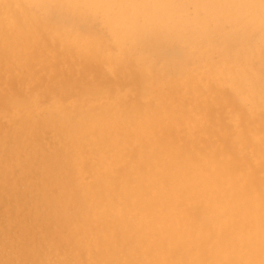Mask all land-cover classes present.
Returning <instances> with one entry per match:
<instances>
[{"label":"bare ground","instance_id":"obj_1","mask_svg":"<svg viewBox=\"0 0 264 264\" xmlns=\"http://www.w3.org/2000/svg\"><path fill=\"white\" fill-rule=\"evenodd\" d=\"M232 3H234L233 0H232ZM241 4L242 3H239V5H233L237 7L235 8V11L237 13H240L239 9H242L241 14L233 15L234 12L233 10H231L232 4H229V0H138V1H135V0H0V36H2L3 34H6V36H8L7 34L13 31L20 32V34L26 33L27 36H25V38H22V39L24 42L30 43L31 41H33L35 36L38 37V35H41L44 38H51L52 35L53 36L57 35L55 30L51 28L50 24L48 23V20H47L48 18L46 19V21L40 20L37 17V14H36L37 11L38 13L39 11H45V12L60 11V12H65L71 16H77V17H83V18L84 17L88 18L91 16L93 17L95 15L100 14L102 15L106 26L109 28L110 33L112 34L113 42L119 50V57L129 58L130 56L131 58L132 53L135 50H140L141 52H145L146 54L148 53L162 54L164 50L170 49V48L174 49L176 48V46H187L190 49L191 54L194 53L196 57L203 56L204 59H207L208 57L213 56V54H217L219 56L218 58L219 66L217 67L215 66L216 68L215 74L205 69L204 73H201L196 78H191L186 83L170 84L168 86L169 93L173 91L176 92L178 89L182 88L183 86L188 87L190 90L194 91V93L195 91L199 93L197 91V87L199 86V83H201L203 84V86H205L208 92H212V91L219 92L223 96L222 98L226 102L227 100L229 102L230 98L232 100L233 96L235 98L236 96H244L245 98L249 99V101L251 102L250 110H252V113L250 115H247V113L246 114L244 113L245 115L244 121L248 122L252 120V122H256L258 124L260 123L261 124L260 129L253 131L247 127L246 129H243L236 133L233 131L234 133L231 134V137L230 138L228 137L231 142V147H230L231 149L226 148V150L218 151L217 153L216 152L210 153V152H207L206 149H205L206 151L205 150L203 151V148H202L200 149L202 151L200 152L195 151V154L191 156H187V157H180L178 154L177 155L170 154V152L174 149L173 145H170L171 144V142L169 141L170 139H167L163 142L162 141L151 142L146 138H145L146 140L144 139V136L146 135L149 136L153 134V130L156 127L159 129L158 125H161L160 122L162 120L165 121L164 119L166 118L170 119L172 118L174 114V107L176 106L175 105L176 102L174 104L173 103L174 99L169 98L170 96L160 94L161 91L158 92L156 96L157 97L159 96L160 99L162 98L161 100H164V103L162 102L161 104H158V105H161L160 109L158 110L153 109L152 107H151L152 109L146 110L134 104H133L134 106L133 105L130 106V103H129V105L127 106H116V107L114 106V108L110 110L108 109L107 113L103 111V109L102 111L105 113L96 112L93 110L92 112H87L86 114L81 116L80 119L78 118L79 120H74V121L68 120L67 122L65 121V123L62 120L60 121L58 120L56 124H53V125L59 124L60 126H64V127L66 126L65 128H66L67 134H70L71 135L70 137H72L71 141L68 144V147H66L67 149L66 152L63 153L64 156H68L69 153L73 156H76V155L79 156L80 153L83 152V148H79L75 146L77 139L81 138L82 135L84 134H90L92 136L94 135L96 139L95 146L97 150V156L102 160V164L106 166L107 170H111L113 169L114 166L121 165L123 163H129L131 165L133 161L125 160L122 150L125 147H127L130 142L132 143L136 142L139 144L137 148L138 157L136 156V159L143 160L145 162V165H144L145 171L136 172L133 174L129 172L128 174L123 173L122 174L123 176H121V180L124 179V182H126L127 184L124 183L125 187L122 189V192L120 193L119 198L118 199L116 198V200H114L112 205L107 204L105 211L102 214V216L104 215L115 216V218L117 219L116 222H125V223H119V224L115 223L116 227L118 228H121V227L129 228L128 226L133 227L134 232H136L135 236L137 238L136 239L137 247L135 249L137 260L141 261L143 258L148 256L150 257L149 263L151 264H264V177L259 178L256 176V172L264 173V0H248L244 2L242 5ZM189 5H194L196 9L203 10L206 13L205 15H207V17L205 16L206 19H203V20H199L197 18L192 19V20L188 19L186 16V10H187V6ZM57 36L56 37L60 39V42L63 41V42H66V44H68L69 42H72V40H69L65 36H62V35L61 36L57 35ZM14 37L16 36H13V38ZM22 37L24 36L22 35ZM19 39H21V37ZM40 39L41 38H39V40ZM42 41L44 43V39H42ZM43 43L42 44L40 43V44L43 45ZM9 44H11V41ZM81 44L86 45L87 47L89 45L90 46L92 45L90 43H85V42H81V43L77 41L72 42V45L76 48H80ZM14 46H11V47L7 46V47L11 48L10 50H12V54L15 55V56L13 55L15 58L16 57L19 58V56H22V54L26 51V48L21 46L18 49L16 48L17 50H15V48L13 50L12 48ZM92 46L94 47L96 46L94 50L97 56L99 53L102 54L100 52V49L102 46H97L96 44H93ZM31 48L32 47H30V51H31ZM58 48H59V44H58ZM83 48L85 49V47ZM232 48H234L237 55L239 54V52L243 55H246V59H247L246 64L244 65L237 64L235 66H231L229 63V68H228L227 58L224 59V56L227 57V52L228 51L230 52ZM34 50H35V47H34ZM45 50L47 51V49ZM10 53L11 52H9V54ZM55 53H56V49H55ZM33 57L36 59L35 56ZM34 58H32L33 61H34ZM107 60L113 61L114 63L118 61V59H115V58L107 59ZM43 61L46 62V60H43ZM58 61L59 60H57V62ZM97 64H100V63H97ZM130 65H133V64H130ZM85 67L83 66V70ZM70 68L69 70H71ZM41 69L43 71V68ZM100 70L102 71L103 69H100ZM118 70L120 71L122 70V68L121 69L118 68ZM140 70H138L140 80H138L139 79L138 77H136V79L138 78L137 79L138 81L140 82L142 81L141 82L142 83L141 88H142L143 85L146 84L144 82V79L146 78V76L143 77V73H142L143 70H141L142 72ZM101 71L97 70L99 74ZM80 74H83V72ZM109 75H107L108 80L106 82L110 81V79L108 78ZM136 75L137 73L132 77L134 78ZM16 77H18V75ZM70 78H73L72 74ZM133 78H129V79L133 80ZM136 79L134 81H136ZM99 80H100V76H99ZM99 80H97L96 82H98ZM157 81L155 80V82ZM79 82L80 81H78V85H79ZM102 82L99 81L98 86L96 85L91 86V84H89L90 86L88 85L89 86L88 88H86L87 86L85 87L86 89L83 88L84 89L83 96L86 95L87 93V94H90L91 96L98 98L99 96L102 95V93L104 94L105 89L106 91H108L107 90L108 88L104 87L105 84L101 86L100 83ZM104 83H105V80H104ZM73 85L71 88L70 87L69 88L72 89ZM127 85H129V82L127 83ZM139 86L137 85V88L141 89ZM162 87L166 88V86H162ZM33 89H34V86H33ZM78 90L80 91V89ZM147 90H151V89H147ZM143 91L145 90L143 89L141 91V94L140 95L138 94L139 97L142 95L149 96L148 94L145 95ZM179 91H182V90H179ZM145 92L147 93L148 91H145ZM20 94L22 93L20 92ZM45 94H48V93L46 92ZM183 95H180V96H183ZM24 96H22L23 99H24ZM128 96L126 95V97ZM79 97H80V94H79ZM129 97L131 98V96ZM172 97H174V92H173ZM38 99L41 101L39 97ZM176 99H178L177 95H176ZM184 99H185V96L183 100ZM28 102L29 101L27 100V104ZM24 103H25L24 101L21 102L19 100H14L12 101V106L13 107L15 106L19 109L23 107H27V105H25ZM7 104L9 105V102ZM224 104L226 103L224 102ZM184 105L186 106V102ZM59 107L62 108L61 106ZM63 108H65V106ZM240 110L241 109H239V111ZM61 111L63 110L61 109ZM30 115H33V114H30ZM20 116H23V114ZM45 120L47 121V119H44L43 123L49 124V126H51L50 121L45 122ZM50 120L52 121V119ZM9 121L11 122L10 119ZM42 121H35V120L30 121L28 117H24V122L21 123L23 127L22 129L24 130L26 127L34 126L35 124L36 125L39 124L43 127ZM19 130L21 129L19 128ZM36 130L34 132H36ZM39 130H40V127H39ZM49 131H51V129ZM45 133L46 132H44V134ZM227 134L228 133H226V135ZM54 135L55 134H53V136ZM17 136L19 135L17 134ZM258 136H262L263 138L258 141V139H255L256 137L258 138ZM169 137H171V135ZM9 140L11 141V136ZM255 141H257L258 144H255L254 143ZM40 142L42 141L40 140ZM48 150L50 151V149ZM61 150L63 151V149ZM17 153H18V145L15 146L10 151L11 156L10 155L9 156L11 157L10 160H12V162H15V160L18 158L19 153L18 154ZM225 154L228 155L227 160L224 159ZM234 154L235 155L239 154L241 157L243 156L244 157L243 160L237 163V159L234 156ZM37 155H38V152H37ZM25 156L27 157L28 155H25ZM43 163L47 167H46V173H43L42 175L46 174L48 176L52 174L55 167L59 169L57 164L48 165L50 163L48 162V160ZM258 164H260V166L258 168L255 167ZM30 166H32V164ZM14 168L15 167H13V169ZM23 168H26V167H23ZM67 170L70 173H72V176H73L79 173L80 167L73 165L71 163L70 167ZM71 179L72 180H69V183H70L69 189L76 196L72 200L66 201V206L63 211L64 212L70 211L72 213H74L73 211H77L79 212V214H81L82 212H85V216H94L97 209L104 206L103 205L104 202L102 204V202L95 201L93 196L92 198L90 196L82 197L81 196L82 192L85 191L86 188L74 182L73 178ZM52 182L53 183L50 182V184H46L45 182H41V183L39 182L40 184L37 183V185L41 187L31 186V187H28L27 189L25 188L26 186L20 187L21 185L18 186L16 184L18 182H15L13 178V172L11 170L10 165H7L3 167L2 169H0V192H2L5 188H9L8 194L14 197L17 201L18 200L23 201L24 203H25L26 197L29 198L31 201L32 199H37L39 197L40 199L41 198L49 199L45 201L47 203L43 202L45 203L44 205H38V204L33 203L34 204L33 213L35 215L32 218H35L39 211L44 212L43 211L44 208L50 207L51 209L56 210L55 207L58 205L59 201L56 200L53 193L56 191V185L58 184L56 181H52ZM60 187L58 186L59 189ZM5 201H8V200H5ZM12 201L14 202L13 199ZM8 203L10 204V202ZM196 209H198L199 211L197 212ZM15 213H18V212H15ZM91 218H94V217H91ZM34 220L35 219H33V221ZM47 220H49V216L47 217ZM26 230H27V233H29V229H26ZM47 233H49V231H47ZM120 235H121V238L125 240L124 238L125 234L123 231H120ZM27 242H30V241H24V242L22 241V242L15 243V246H18L19 251L21 252L22 261L27 264H32V262H35L36 264L39 263L38 252L36 251L34 252L31 249L33 247V244L27 243ZM139 251H142V252L140 253ZM114 252L115 250L111 249L108 255L113 256ZM123 253H125V251ZM135 262L136 260L133 259L130 261L129 264H134Z\"/></svg>","mask_w":264,"mask_h":264},{"label":"rangeland","instance_id":"obj_2","mask_svg":"<svg viewBox=\"0 0 264 264\" xmlns=\"http://www.w3.org/2000/svg\"><path fill=\"white\" fill-rule=\"evenodd\" d=\"M135 1H138V0H135ZM233 1H234V3H232V0H229V4H232L231 5L232 8L231 7L230 8L234 12L233 15L241 14L242 9H239L240 13H237L235 11V8H237V7L233 6V5H239V3L243 4L244 2H246L248 0H233ZM36 14L40 20L46 21V19L48 18L47 19L48 23L50 24L51 28H53L55 30L57 35L65 36L69 40H72V42H76V41L80 42V43L85 42V43H90L92 45L96 44L97 46H102L100 49V52L102 54L99 53L97 56V54L95 53V50H94L96 46L94 47L92 45L91 46L89 45L88 47H90V48H88L86 45L81 44L80 48H76L72 45V42L67 41V42H69L68 44H66V42H63V41L60 42V39L57 38L58 37L57 35H55V36L52 35L51 38H44L41 35H38V37L35 36L33 41L30 42L31 44L29 42H27V43L24 42L22 39V38H25V36H27L26 33L20 34V32L13 31V32L7 34L8 36H6V34H3V35L1 34L2 36H0V40H1L0 41V95H1L0 96V109H1L0 110V117H1L0 118V122H1L0 123V145H1L0 146V166H1L0 169H2L3 167H5L7 165H10L11 170L13 172V178H14L15 182H18L16 184L18 186L21 185L20 187L26 186L25 188H27V189H28V187H31V186L32 187L33 186H35V187L39 186V185H37V183H39V182L40 183L45 182L46 184H50V182L53 183L52 181H56L58 185H56V191L53 194H54L56 200L59 201L58 205L55 207L56 210H53L50 207H47V208H44V210H43L44 212L39 211L38 214L36 215V217L32 218L35 215L33 213V205H34L33 203L38 204V205H44L45 203H47L45 201L49 200V199H47V198L46 199H43V198L40 199V197H39L37 199H32V201H31L29 198L26 197L27 200L25 199V203H24L23 201H19V200H18L19 201L18 202L14 197L9 195L8 194L9 188H5L3 190L4 192L3 191L0 192V208H1L0 209V232H1L0 233V242H1V244H0V264H4V263L5 264H27V263L23 262L21 259V252L19 251V247L15 246V243L22 242V241L23 242L24 241H30L27 243L33 244V247L31 249L34 252L35 251L38 252L39 263H37V264H46V263L47 264H49V263L50 264H83V263L84 264H89V263L90 264H129L130 261L133 259L136 260V262L134 264H136V263L137 264H151V263H149L150 257H148V256L143 258L141 260L142 262L140 260H137V258H136L135 249L137 247V244H136L137 238L135 236L136 232H134L133 227L128 226L129 228H127V227L122 228L121 226H119L121 228H118V227H116L115 223L119 224V223H125V222H116L117 219L113 215L102 216V214L105 211L107 204L112 205L114 200H116V198L117 199L119 198V195L122 192V189L125 187L124 183H126V182H124V179L121 180V176H123L122 174L123 173L128 174V172L133 174L136 172L145 171V168H144L145 162L143 160L136 159V156L138 157V149L137 148H138L139 144L136 142H134V143L130 142L128 144V146L122 150L125 160H132L133 161L131 165L129 163H123L121 165L114 166L113 169H111V170H107L106 166L104 164H102V160L97 156V150H96V146H95V140L96 139H95L94 135L92 136L90 134H84V135H82L81 138H78L79 140L77 139L75 146L79 147V148H83V152L80 153L79 156H77V155L73 156L70 153L68 156H64L63 153L66 152V150H67L66 147H68V144L71 141L72 137H70L71 136L70 134H67V131L65 128L66 126L64 127V126H60L59 124H57V125H53V124H56L58 122V120L59 121L62 120L64 123H65V121L67 122L68 120H70V121L79 120L81 116H83L87 112H92L93 110L96 112L105 111L107 113L108 109L110 110V109L114 108V106L115 107L116 106H127V105H129V103H130V106H132L134 104V105L139 106L140 108L146 109V110H150L152 108L158 110V109H160V106H161L158 104H161L162 102L164 103V100H161L162 98L160 99L159 96L158 97L156 96L157 93L161 91L160 94L168 95V96H170L169 98L174 99L173 103L175 104V102H176L175 105L178 108L174 105L175 106L174 107V114H173L172 118H170V119L166 118V119H164L165 121L162 120L160 122L161 125H158L159 129L156 127L153 130V134H151L149 136H147V135L144 136V139L146 138L151 142H155V141H162L163 142L167 139H170L169 140L171 142L170 145H173V148H174L170 152V154L171 155H175V154L177 155L178 154L180 157H187V156H191V155L195 154V151H199V152L202 151V150H200L202 148H203V151L206 149L207 152H210V153H215V152L217 153L218 151L226 150V148L231 149L230 148L231 142L229 139L231 137V134H233L234 132L236 133V132H239L243 129H246L247 127L253 131L260 129L261 128L260 123H259L260 124V126H259L258 123L252 122V120H250L248 122L244 121L245 120L244 113L245 114L247 113V115H250L252 113V110H250L251 109V102L249 101V99L245 98L244 96H236V95H235L236 98L234 96L233 97L231 96L232 100L230 98L229 102H228V100L226 102L222 98L223 96L219 92H217V91L208 92L207 89L205 88V86H203V84H201V83H199V86L197 87V91L199 93H197L196 91L194 93V91L190 90L188 87H185V86L182 87L184 89L180 88L176 92L173 91L174 97H172L173 92H170V93L168 92V86L170 84L186 83L191 78H196L201 73H204L205 69L208 70L209 72H213L215 74V69H216L215 66L216 67L219 66V59H218L219 56L217 54H213V56L208 57L207 59H204L203 56L196 57V55L194 53H192L193 54L192 55L190 53V49L187 46H176V48H174V49L170 48V49L164 50L162 54H157V53L146 54L145 52H141L140 50H135V51H133L131 58H130V56H129V58H122V57H119V50L113 42L112 34L110 33L109 28L106 26L102 15L98 14V15H95L93 17L91 16L88 18L87 17L83 18V17L71 16L65 12H60V11H53V12L39 11V13L37 11ZM205 14L206 13L203 10L196 9V7L194 5L187 6L186 16L188 19L192 20V19L197 18L199 20H203V19H206L205 16L207 17V15H205ZM203 16H204V18H203ZM17 34H18V36H17ZM22 35L24 37H22ZM3 36H4V38H3ZM13 36H16L17 38L14 37L15 38L14 39ZM20 37H21L22 41H21V39H19ZM39 38H41V39L39 40ZM4 39H5V41H4ZM42 39H44V43H43ZM2 40H3V42H2ZM10 41H11V44H9ZM34 41H35V43H34ZM38 41L41 44L43 43V45H41ZM17 42H18V44H17ZM15 43L17 46L15 45ZM49 43H50V45H49ZM58 44H59V48H58ZM3 45H4V47H3ZM7 46H10V47L14 46L12 48L13 50H14V48H15V50H17L19 47L23 46L24 48H26V51H25L26 53L25 52L23 53L26 57L22 54L23 57L19 56V58H21V59H19L17 57L15 58L14 57L15 55L12 54V50H10L11 48L7 47ZM30 47H32L31 51H30ZM34 47H35V50H34ZM83 47H85V49ZM41 49L43 52L41 51ZM45 49H47V51ZM55 49H56V53H55ZM48 50H49V52H48ZM8 51L11 53L9 54ZM50 51H52V52H50ZM43 53H45V54H43ZM39 55L42 57H40ZM33 56H35L36 59ZM51 57H53V58H51ZM32 58H34V61L35 60L36 61L34 62ZM48 58L50 61L48 60ZM113 58L118 59V61L116 63H114L113 61L107 60V59H113ZM226 58H227L228 68H229V63L231 66H235L237 64L244 65L247 62L246 55H243L240 52L237 55L234 48H232L230 50V52L229 51L227 52V57L224 56V59H226ZM43 60H46V62H44ZM57 60H59V61L57 62ZM26 61H27V63H26ZM51 62L53 65L51 64ZM180 62H182V63H180ZM97 63H100V64H97ZM128 63L133 64V65H130ZM208 63L210 66L208 65ZM211 63H212V65H211ZM27 64H28V66H27ZM36 64H38V65H36ZM66 65H68L69 68L71 66V68H70L71 70H69L68 66H66ZM101 65H103V66H101ZM83 66L84 67L86 66L84 68V70H83ZM8 67H10V68H8ZM117 67L119 69L122 68V70L119 71ZM194 67H195V69H194ZM41 68H43V71ZM40 69H41V71H40ZM100 69H103V70L101 71ZM123 69H124V71H123ZM140 69L143 70V72ZM74 70H76V71H74ZM97 70L101 71L100 74H99V72H97ZM134 70L137 73V75L134 77L135 79H136V77L139 78V73H138L139 71L138 70H140L143 73V77L146 76V78L144 79V82L146 84L143 83L144 85L142 88H141V86H142L141 82L142 81L141 82L138 81V80H140V78L139 79L137 78L138 80L136 79V81H134L135 79L132 77L136 74L134 72ZM19 71H21V72H19ZM82 72H83V74H80ZM105 72H107V73H105ZM70 73L72 74L73 78H70L71 77ZM89 74H90V76H89ZM103 74H104V76H103ZM106 74L107 75L110 74L108 77L110 79L109 82H106L108 80ZM128 74H130V75H128ZM17 75H18V77H16ZM125 75H127V76H125ZM99 76H100V80H99ZM121 77H123V78H121ZM128 77L133 78V80L129 79ZM96 79L99 80L100 82L103 81L102 83H100V85L103 86L105 84L106 86L104 85V87L108 88L107 89L108 91H106V89H105L104 94L102 93V95L99 96L98 98L91 96L90 94H87V93H86V95L83 96V94H84L83 88H85L86 86H87L86 88H88L90 86L89 84H91V86L92 85H96V86L99 85V81L96 82L97 81ZM121 79H122V81H121ZM124 79H126V80H124ZM104 80H105V83H104ZM155 80L156 81L158 80V81L155 82ZM159 80H161V81H159ZM70 81H72L73 83ZM78 81H80L79 82L80 86L78 85ZM92 82H93V84H92ZM110 82L111 83L113 82L112 83L113 86ZM128 82H129V85H127ZM67 83H68V85H67ZM73 84H75V85H73ZM110 84H111V86H110ZM119 84L121 85V87ZM139 84H140V86H139ZM32 85L34 86V89H33ZM72 85H73L74 89L73 88L70 89L72 87ZM123 85H124V87H123ZM137 85L142 90L144 89L145 91H148L149 93L148 92L146 93L145 91H143V92L145 95L148 94L149 96L142 95L139 97L142 90L137 88ZM161 85L166 86V88L162 87ZM35 87H37V88H35ZM76 87H77V89H76ZM130 88H131V90H130ZM159 88H161V89H159ZM36 89H38V90H36ZM67 89L68 90L70 89V90L68 91ZM78 89H80L81 92ZM147 89H151V90H147ZM139 90H140V92H139ZM163 90H165V91H163ZM179 90H182V91H179ZM204 90H205V92H204ZM48 91L50 92L51 95L49 94ZM136 91H137V93H136ZM20 92L22 94H20ZM46 92L48 94H45ZM76 92H78V93H76ZM184 92L186 95L184 94ZM190 92H192V93H190ZM10 93H11V95H10ZM196 93L198 94V96ZM79 94H80V97H79ZM106 94H107V96H106ZM31 95H33V96H31ZM126 95L131 96V98L129 96L126 97ZM176 95H177L178 99H176ZM180 95H183V96H180ZM22 96H24V99ZM28 96H29V98H28ZM184 96H185V99L183 100ZM38 97L41 99V101L38 99ZM139 98H140V100H139ZM14 100H19L21 102L24 101L25 102L24 104L27 105V107H23L20 109L15 107V106L13 107L12 101H14ZM27 100L29 101L28 104H27ZM8 102H9V105L7 104ZM185 102H186V106L184 105ZM224 102L226 104H224ZM142 104H143V106H142ZM7 105H8V107H7ZM29 105H31V106H29ZM57 106H58V108H57ZM59 106H61L62 108H60ZM64 106H65V108H63ZM155 106L158 108H156ZM36 107H38L39 110ZM61 109L63 111H61ZM87 109H88V111H87ZM102 109H103V111H102ZM183 109H184V111H183ZM237 109H238V111H237ZM239 109H241V110L239 111ZM105 112H103V113H105ZM22 114L24 117H28L30 121H33V120L42 121L43 120L42 125L45 128H43L39 124L38 125L35 124L34 126L26 127L23 130L21 123L24 122V117L20 116ZM30 114H33V115H30ZM180 117H182V118H180ZM16 118H18V119H16ZM9 119L11 120V122L9 121ZM44 119H47V121L45 120V122L50 121L51 126H49V124L43 123ZM50 119H52V121ZM14 121H15V123H14ZM179 121H181V122H179ZM19 122H20V124H19ZM166 122L167 123L169 122V123L167 124ZM207 122H209V123H207ZM191 123H192V125H191ZM182 124H183V126H182ZM8 126H9V128H8ZM39 127H40V130H39ZM48 127L51 129V131H49L50 129ZM19 128L21 130H19ZM36 128H37V130H36ZM31 129H32V131H31ZM35 130H36V132H34ZM169 131H170V133H169ZM44 132H46V133L44 134ZM9 133H11V134H9ZM16 133L19 136H17ZM226 133H228V134L230 133V134L226 135ZM53 134H55V135L53 136ZM217 134H219V135H217ZM170 135H171V137H169ZM10 136H11V141L9 140ZM225 136H226V138H225ZM31 137H33V138H31ZM262 138H263L262 136H258V138L256 137L255 139H258V141H259ZM32 139H34V140H32ZM60 139H62V140H60ZM86 139H87V141H86ZM224 139L226 142L224 141ZM29 140H31V141H29ZM37 140H38V142H37ZM40 140L42 142H40ZM227 143L229 144V146ZM254 143L258 144L257 141H255ZM17 145H18L19 156L15 160V162H12V160H10L11 159L10 151ZM63 145H65V146H63ZM225 145H226V147H225ZM6 146H8V147H6ZM27 146L29 147V149ZM92 147H93V149H92ZM6 148H7V150H6ZM48 149H50V151ZM61 149H63V151ZM43 150H44V152H43ZM37 152H38V155H37ZM59 153H61V154H59ZM93 153H94V155H93ZM25 155H28L29 157L28 156L26 157ZM44 156H46V157H44ZM63 156L65 159L63 158ZM234 156L237 159V163L242 161L244 158L243 156L241 157L239 154L238 155L234 154ZM58 157H60V158H58ZM133 157H135V158H133ZM22 158H24V159H22ZM224 159H226V160L228 159L227 154H225ZM47 160H48V162H50L48 165H53V164L56 165L57 164V166L59 168V169H57V167L54 168V171L52 172V174H54V175H52V174H50L48 176L46 174L42 175L43 173H46V167L47 166L43 162H45ZM71 163L73 165L80 167L79 173H77L76 175H73V176H72V173H70L67 170L70 167ZM31 164H32V166H30ZM37 164H38V166H37ZM259 166H260V164H258L255 167L258 168ZM13 167H15V168L13 169ZM23 167H26V168H23ZM85 167L87 168V170ZM118 170H119V172H118ZM257 174H259V175H257ZM256 176L259 178H262V177H264V173L263 172L262 173L256 172ZM71 178L74 179V182H76L77 184H80L81 186H84L86 188L85 191L82 192V195H81L82 197H86V196L89 197L90 196L92 198V196H93L95 201L102 202V204L104 202V204H103L104 206L98 208L97 211L95 212L94 216H85V212H82L81 214H79V212H77V211H73L74 213H72L70 211H68V212L63 211L65 206H66V201L72 200L76 196L69 189L70 188L69 180H72ZM44 180H46V181H44ZM22 182L23 183L25 182L24 183L25 185ZM121 183H123V184H121ZM58 186L59 187L61 186L60 189L58 188ZM39 187H41V186H39ZM61 188H62V190H61ZM59 190H61V191H59ZM5 192L7 195L5 194ZM71 194H72V196H71ZM2 196H4V197H2ZM10 197H11V199H10ZM7 198H9V199H7ZM12 199L14 200L15 203L12 201ZM5 200H8V201H5ZM35 200H37V201H35ZM8 202H10V204ZM26 202H27V204H26ZM43 202H45V203H43ZM20 204L23 206H21ZM31 209H32V211H31ZM26 210L29 212H27ZM22 211H23V213H22ZM196 211L198 212L199 210L196 209ZM15 212H18V213H15ZM45 212H46V214H45ZM29 213H31V214H29ZM19 215H20V217H19ZM29 216H30V218H29ZM48 216H49V220H47ZM25 217H27V218H25ZM91 217H94V218H91ZM33 219H35L34 220L35 222L33 221ZM21 223L23 224V226ZM52 226L54 227V229ZM50 228H52V229H50ZM26 229H29V233H27ZM87 229H88V231H87ZM47 231H49V233H47ZM120 231L124 232L125 240H123L121 238ZM80 232H81V234H80ZM67 234H68V236H67ZM17 237H18V239H17ZM44 242H46V243H44ZM63 245H65V246H63ZM111 249L115 250L113 256L108 255L109 251ZM122 250H124L125 253H123L124 251H122ZM57 252H59V253H57ZM139 252L141 253L142 251H139ZM32 264H36V263L32 262Z\"/></svg>","mask_w":264,"mask_h":264}]
</instances>
